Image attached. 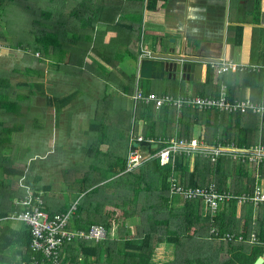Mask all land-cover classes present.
Masks as SVG:
<instances>
[{
    "label": "trees",
    "instance_id": "trees-1",
    "mask_svg": "<svg viewBox=\"0 0 264 264\" xmlns=\"http://www.w3.org/2000/svg\"><path fill=\"white\" fill-rule=\"evenodd\" d=\"M67 1L52 0V7ZM118 1L120 7L116 6ZM158 1L108 0V6L93 9L83 5L77 11L67 6L63 9L60 7L57 10L58 18L53 21L48 17L47 21H50L40 25L42 32L33 34L35 38L25 46L35 53L40 51L46 57H56L59 67H99L100 77L114 86V91H120L117 102L112 94L107 95L104 104L98 107L91 131L100 129L102 134L111 133L116 123L119 129V119H105L104 116L110 111L102 108L105 105L111 109L116 107L114 114H118L120 106H125L134 94L135 77H130L119 67L127 57L138 60L139 54L133 44L142 43L146 11L156 10ZM87 11L92 15L90 18L93 20L89 19L91 22H87L84 16ZM79 13L82 14L81 18ZM86 27L97 37L87 43L86 40H79ZM70 32L78 37L70 39ZM76 43L81 48L73 47L72 44ZM80 43L87 44V47ZM90 51L112 67V71L96 60L86 62ZM263 77L262 72L233 70L228 78L221 76L216 69H209L200 95L217 98L222 84H227L225 89L229 102L245 100L246 91L250 89L251 101L262 104ZM150 93L154 92L145 91L143 94ZM69 103L70 98L62 105V109ZM122 113H125L128 121L127 126L122 127L123 130L121 128L126 141L123 148L116 150L111 139L104 137L98 143L100 147H107L106 152H95L92 147L88 149V162H92L90 170L99 175L98 178L91 177V180L87 176L86 183L77 192L78 213L70 226L73 231L88 232L92 225H100L106 229L107 238L98 243L86 240L66 245L62 249L59 264H152L151 258L160 243H171L177 247L175 261L168 264H255L264 256V209L255 213L252 206L241 207L233 202L212 217L204 211L202 202H185L180 198L172 199L170 195L173 179L189 188H207L213 183L220 192L236 195L252 193L256 190L258 174L264 178V165L239 166L226 158L214 163L197 155L194 170L190 172V157L177 154L171 164L163 166L160 159L154 158L128 171L127 152L131 129L137 136L153 139H173L178 136L181 139L205 141L209 145L221 141L253 146L259 143L260 134H263L264 141V120L252 112L231 115L217 110L183 108L178 113L174 107L165 106L158 110L154 104L144 103H139L135 112L122 110ZM132 119L134 122L131 124ZM140 124L143 125L141 131L138 127ZM197 125L205 127L204 136L198 137L194 133ZM112 139L115 141V136ZM9 142L10 135L0 134V264H35L34 256L40 259V264H51L33 251V229L27 223L17 221L21 224L18 230L14 227L16 221L10 220L14 214L24 211L20 205H16V199L22 203L30 194L24 197L23 192L14 188V180L22 172L13 167L14 155L7 152ZM140 146L152 155L164 147L156 149L148 143ZM106 162L108 166L101 165ZM233 165L240 167L239 178L223 175L227 168L233 169ZM105 169L107 172L102 174ZM33 195L44 200L38 192ZM45 206L44 211L47 212ZM134 218L140 219V225L135 234H130L127 225ZM213 229L220 232L219 237L224 234L243 236L246 243L223 242L212 235ZM252 235L257 237L261 245L252 246L248 243ZM137 239L141 241L140 244L135 243ZM10 247L16 248L17 254L9 258L5 252Z\"/></svg>",
    "mask_w": 264,
    "mask_h": 264
},
{
    "label": "crops",
    "instance_id": "crops-1",
    "mask_svg": "<svg viewBox=\"0 0 264 264\" xmlns=\"http://www.w3.org/2000/svg\"><path fill=\"white\" fill-rule=\"evenodd\" d=\"M83 5L94 9L108 6L109 2L70 0L52 7V0L46 2L0 0V134L10 135L7 152L14 155L13 167L22 172L21 176L14 180V188L23 192L24 197L31 192L42 194L45 210L51 215L62 214L78 200L77 192L86 183L87 176L90 180L91 177L98 178L99 174H93L90 170L92 162H88L90 160L87 157L89 148L92 147L95 152H106L107 147H100L98 143L104 137L111 139L116 150L123 148L126 141L122 127H126L128 121L122 110L136 111L137 106L135 107L132 99L135 92L151 91L161 96L200 95L203 92L201 86L207 81L208 71L213 69L209 65H204L201 82H180L168 77L162 80H137V60L127 57L119 68L130 77H135L134 94L125 106H120L118 114H114L117 111L116 107L111 109L105 105L102 108L104 111H110L104 116L105 119L110 118L111 121L119 119V129L116 123L111 133L102 134L100 129L93 132L90 128L96 119V110L104 104L107 95L112 94L117 102L120 91H114V86L107 84L100 77L99 67L79 69L81 66H78L70 67L68 70L66 67H59L56 57H46L40 51L35 53L31 49H26L25 46L28 44L24 43L25 39L35 38L33 34L37 31L42 32L41 24L44 25L51 19L55 21L60 7L62 9L69 7L77 11L82 9ZM19 6L30 10L24 23H31L30 34L22 38L23 43L13 41L15 37L20 36L14 33L17 30L13 23L16 22L11 21L14 16L9 10ZM116 6L120 7L119 1ZM48 10H51L50 13H47ZM79 16L81 18L82 14L79 13ZM84 16L87 22H91L89 20L92 19L91 13L87 11ZM143 28V36L146 33L144 42L133 44L139 55L142 51L152 53L165 46L181 49L182 55L225 59L245 67L264 65V0H159L156 10L146 11ZM10 30L14 32H9ZM73 33H69L70 39L78 37ZM94 37L96 34L86 27L79 40H86L87 43ZM72 45L81 48L78 43ZM82 45L87 47V44ZM94 60L112 71V67L90 51L86 62L92 63ZM232 71L222 73L221 76L229 78ZM260 72L264 76V72ZM166 80L170 81L172 85L169 87H173L174 90L169 92L167 88L159 92L155 88V82ZM226 85L222 84L221 87ZM176 90L179 92H174ZM251 96L252 91L248 89L245 100L251 101ZM68 98L70 103L62 109ZM133 122L134 119L131 120V124ZM142 126L138 125L139 131ZM194 130L198 137L205 134L203 126L197 125ZM133 131L134 129H131L130 132ZM18 135L22 138L17 139ZM114 136L116 140L112 141ZM262 139L263 134H260V140ZM142 149L147 151L145 148ZM127 152L129 153V149ZM194 162L195 158L191 159L190 172L194 170ZM234 164L242 165L237 162ZM101 165L108 166V163ZM237 165H233V169L229 167L230 170L227 168L223 175L239 178L240 167ZM103 172H107V169L101 173L104 174ZM17 201L18 198L15 202ZM139 225V218L131 219L127 225L129 233L135 234ZM14 227L19 230L21 224L14 222ZM140 242L139 239L135 240V243ZM176 248V245L171 243L158 244L151 263H172L176 258ZM16 254L17 250L14 247L8 248L5 252L9 258Z\"/></svg>",
    "mask_w": 264,
    "mask_h": 264
},
{
    "label": "built area",
    "instance_id": "built-area-1",
    "mask_svg": "<svg viewBox=\"0 0 264 264\" xmlns=\"http://www.w3.org/2000/svg\"><path fill=\"white\" fill-rule=\"evenodd\" d=\"M207 65L216 69L220 75L232 70L264 72V65L245 67L225 59H218ZM132 99L135 107L139 103H144L146 105L154 104L157 109L165 106L174 107L178 112L183 108L202 111L217 110L231 115L252 112L264 120V103L255 104L250 100L229 102L225 87L220 88L217 98L191 94L161 96L157 93H150L144 95L142 91H137ZM142 143L152 144L154 148L157 147L156 149H159L161 146L164 147L156 155H152L150 152L142 149L143 147L140 146ZM128 154V171H133L154 158L160 159L163 166L171 164L177 154L187 155L190 159L201 155L214 163H217L222 158H226L242 165L255 164L260 167L264 165V141L262 139L258 144L253 146H241L236 142L224 143L221 141L209 145L205 141L195 139L189 140L179 137L174 139H153L145 136H136L131 132ZM170 195L172 199L180 198L185 202H202L204 211L210 213L212 217L216 216L225 205L233 202H237L241 207L252 206L258 213L260 209H264V178L259 173L256 190L243 195H236L232 192H220L213 183L207 188L184 187L176 179H173L170 186ZM20 204L24 207L23 213L10 220L25 222L33 229L34 239L32 248L35 253L42 255L43 261L59 264L62 249L66 245L86 240L98 243L107 238L106 229L96 224L92 225L88 232L70 229L71 223L77 216L79 202L72 204L66 212L54 216L44 211L45 201L33 194H30ZM212 235L226 243H246L243 236L236 234H224L222 237H219L220 232L216 229H213ZM248 243L252 246L261 245L255 235L251 236ZM33 258L35 264L41 263L38 257L34 256Z\"/></svg>",
    "mask_w": 264,
    "mask_h": 264
},
{
    "label": "water",
    "instance_id": "water-1",
    "mask_svg": "<svg viewBox=\"0 0 264 264\" xmlns=\"http://www.w3.org/2000/svg\"><path fill=\"white\" fill-rule=\"evenodd\" d=\"M180 52L181 49L165 46L152 51V53L142 51L136 63L137 80H162L168 77L180 82H201L204 65L217 61L216 59L192 54L182 55ZM255 264H264V257L258 259Z\"/></svg>",
    "mask_w": 264,
    "mask_h": 264
},
{
    "label": "rangeland",
    "instance_id": "rangeland-1",
    "mask_svg": "<svg viewBox=\"0 0 264 264\" xmlns=\"http://www.w3.org/2000/svg\"><path fill=\"white\" fill-rule=\"evenodd\" d=\"M46 1L47 0H41V2H46ZM68 1H70V0H68ZM58 5H59V3H56L54 6H58ZM9 10L11 11V14H13V16H14L13 20H11V21L16 22V23H13V25L16 26V30H17V32H14V31H11V30L9 32L18 33V36H20V37H15L13 41H15L16 43H19V42H21L23 37H27L30 34L29 27H30L31 23L30 24H24L25 23V18H26V16L28 17V12L30 10H25L24 7H21V6L16 7V8H10ZM145 36H146V33L143 36L142 43L144 42V37ZM96 38L97 37H94V39H96ZM32 39H25L24 43L28 44V43L32 42L31 41ZM121 42H122V40H121ZM16 43H14V44H16ZM170 85H172V84L170 83V81H167V80L164 81V82H155V88L159 92H163L167 88L169 89L168 90L169 92L173 91L174 89H173V87H169ZM174 92L178 93L179 91L176 90ZM16 138L17 139H21L22 137L20 135H18ZM15 180H17V179H15ZM30 194H33V193L31 192ZM16 205L17 206L20 205L23 208V210H24V207L20 204V201L19 202L17 201ZM255 213H257V212L255 211ZM20 214L21 213L15 214V215L11 216V218H15V217H17Z\"/></svg>",
    "mask_w": 264,
    "mask_h": 264
}]
</instances>
